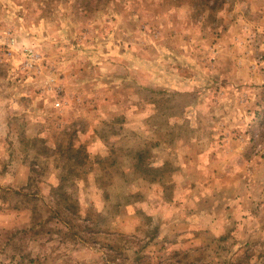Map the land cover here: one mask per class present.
Instances as JSON below:
<instances>
[{
	"label": "rangeland",
	"instance_id": "obj_1",
	"mask_svg": "<svg viewBox=\"0 0 264 264\" xmlns=\"http://www.w3.org/2000/svg\"><path fill=\"white\" fill-rule=\"evenodd\" d=\"M0 264H264V0H0Z\"/></svg>",
	"mask_w": 264,
	"mask_h": 264
}]
</instances>
